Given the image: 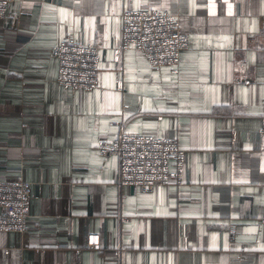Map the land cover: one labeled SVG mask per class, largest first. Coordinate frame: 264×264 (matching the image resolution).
Segmentation results:
<instances>
[{
    "label": "crops",
    "instance_id": "obj_1",
    "mask_svg": "<svg viewBox=\"0 0 264 264\" xmlns=\"http://www.w3.org/2000/svg\"><path fill=\"white\" fill-rule=\"evenodd\" d=\"M128 9L180 18L190 48L177 66L155 69L138 50L115 60ZM69 38L98 47V89L56 81L53 49ZM263 116L264 0L12 2L0 19V179L33 182V199L26 232L0 231V264H264ZM115 120L176 138L183 182L123 186L120 158L97 149Z\"/></svg>",
    "mask_w": 264,
    "mask_h": 264
},
{
    "label": "built area",
    "instance_id": "obj_2",
    "mask_svg": "<svg viewBox=\"0 0 264 264\" xmlns=\"http://www.w3.org/2000/svg\"><path fill=\"white\" fill-rule=\"evenodd\" d=\"M16 0H0V19L9 14ZM190 48V37L182 29L180 18L162 10L128 9L122 13V40L114 48L115 60H121L124 50H138L155 69L177 66L184 51ZM59 61L56 81L72 91H88L100 87L101 56L98 47L76 39H65L53 49ZM123 80H118L122 90ZM127 108L128 105L125 104ZM118 135L100 139L97 149L102 156L120 158V183L142 191H152L160 185L181 184L186 162V151L176 138L134 133L126 123L115 120ZM260 133L264 134V116ZM33 182L23 178L0 179V231L24 233L29 229ZM264 223L263 212L259 218ZM232 235L236 226H231ZM88 247L101 250L100 234L89 235ZM9 253V250H6ZM241 257V256H240Z\"/></svg>",
    "mask_w": 264,
    "mask_h": 264
}]
</instances>
